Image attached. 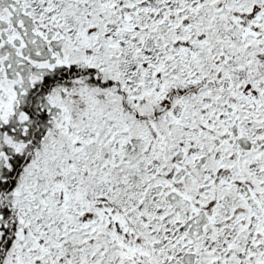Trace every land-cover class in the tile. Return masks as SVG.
<instances>
[{
	"label": "snow or ice",
	"instance_id": "6c2138e0",
	"mask_svg": "<svg viewBox=\"0 0 264 264\" xmlns=\"http://www.w3.org/2000/svg\"><path fill=\"white\" fill-rule=\"evenodd\" d=\"M0 264H264V0H0Z\"/></svg>",
	"mask_w": 264,
	"mask_h": 264
}]
</instances>
